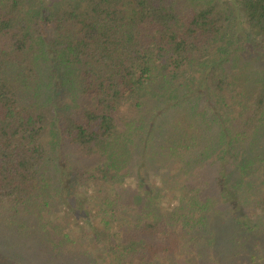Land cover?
Returning <instances> with one entry per match:
<instances>
[{
  "label": "trees",
  "instance_id": "obj_1",
  "mask_svg": "<svg viewBox=\"0 0 264 264\" xmlns=\"http://www.w3.org/2000/svg\"><path fill=\"white\" fill-rule=\"evenodd\" d=\"M245 52L264 0H0V258L264 264Z\"/></svg>",
  "mask_w": 264,
  "mask_h": 264
},
{
  "label": "rangeland",
  "instance_id": "obj_2",
  "mask_svg": "<svg viewBox=\"0 0 264 264\" xmlns=\"http://www.w3.org/2000/svg\"><path fill=\"white\" fill-rule=\"evenodd\" d=\"M244 57L247 59L248 63H254L255 61H259L260 63L257 65V67L264 68V63L262 62L261 59L255 58L256 57L255 54L245 52L244 53ZM74 191H75L74 185L70 184L69 187H68V190L66 191V193L68 195L71 194V195H74V197L81 198L80 196H82L83 190L81 189V191H79V193H75V194L73 193ZM52 197H53V199L56 198V196H52ZM65 210H66L65 208L59 206L57 208V210L53 213V216L51 218H49V219L51 221H56L57 219L63 218L64 216H66L65 213H67V212H65ZM70 221L72 222V220H70ZM83 226H85V225H83V222L78 223V226L77 225H72L70 233H71V231H73L75 233L82 232L81 228H83ZM66 231H67V229H66ZM0 264H13V262H12V260H10V259L5 257L3 259L0 258ZM18 264H34V262H30L29 260H26V259H19Z\"/></svg>",
  "mask_w": 264,
  "mask_h": 264
}]
</instances>
